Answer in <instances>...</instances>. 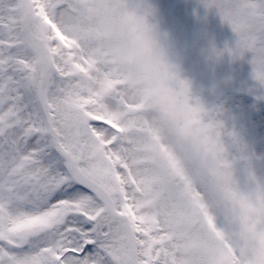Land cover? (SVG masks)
Here are the masks:
<instances>
[{
    "label": "snow or ice",
    "instance_id": "6c2138e0",
    "mask_svg": "<svg viewBox=\"0 0 264 264\" xmlns=\"http://www.w3.org/2000/svg\"><path fill=\"white\" fill-rule=\"evenodd\" d=\"M264 86V0H200ZM101 0H0V264H264V173L223 110H168Z\"/></svg>",
    "mask_w": 264,
    "mask_h": 264
},
{
    "label": "rangeland",
    "instance_id": "374dc122",
    "mask_svg": "<svg viewBox=\"0 0 264 264\" xmlns=\"http://www.w3.org/2000/svg\"><path fill=\"white\" fill-rule=\"evenodd\" d=\"M157 11L162 28L173 40L177 56L193 81L196 94L209 107L223 110V119L258 158L264 173V86L246 60L233 61L225 53L217 59L213 48L224 51L235 44V34L216 13H208L200 0H146ZM262 124V125H261Z\"/></svg>",
    "mask_w": 264,
    "mask_h": 264
},
{
    "label": "clouds",
    "instance_id": "9594fccd",
    "mask_svg": "<svg viewBox=\"0 0 264 264\" xmlns=\"http://www.w3.org/2000/svg\"><path fill=\"white\" fill-rule=\"evenodd\" d=\"M98 16L107 21L114 43L127 54L129 70L159 90L158 102L165 109L201 120L193 81L157 11L146 0H101Z\"/></svg>",
    "mask_w": 264,
    "mask_h": 264
},
{
    "label": "bare ground",
    "instance_id": "6f19581e",
    "mask_svg": "<svg viewBox=\"0 0 264 264\" xmlns=\"http://www.w3.org/2000/svg\"><path fill=\"white\" fill-rule=\"evenodd\" d=\"M263 120V122H262V124L264 123V118L262 119ZM261 124V125H262ZM261 145L263 146L264 145V136H263V139H262V141H261ZM257 166V165H256Z\"/></svg>",
    "mask_w": 264,
    "mask_h": 264
}]
</instances>
